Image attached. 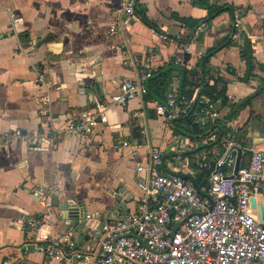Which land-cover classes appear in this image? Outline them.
I'll return each mask as SVG.
<instances>
[{
    "label": "crops",
    "instance_id": "obj_1",
    "mask_svg": "<svg viewBox=\"0 0 264 264\" xmlns=\"http://www.w3.org/2000/svg\"><path fill=\"white\" fill-rule=\"evenodd\" d=\"M119 4L0 0V138L17 130L35 135L47 119L65 126L93 109L95 97L109 101L118 81L134 79L142 63L150 61L158 71L144 102L109 105L108 121L98 124L89 139L68 135L49 141L0 140V264H86L49 259L36 244L67 236L91 246L89 231L96 237L101 224L135 209L141 198L136 181L143 177L136 174L135 164L146 160V149L136 148L145 141L143 129L167 159L189 156L192 168L198 167L203 153L221 152L217 142L198 150L210 145L203 138L191 140L190 151L176 152V144H188V136L174 135L173 123L158 118L151 104L152 98L163 99L170 82L179 87L180 70L194 69L208 51L210 75L227 84L220 122L229 120L240 129L233 140L239 147L264 143V0H137V20L124 34L111 37ZM238 7L243 9L244 30L233 37L232 13ZM212 8L220 9L214 18ZM190 20L196 27L209 26L194 42ZM158 30L178 43L162 41ZM246 40L253 52L250 78L244 77L241 57ZM124 44L132 56L125 54ZM36 70L44 73L46 85L38 81ZM159 74L170 79L157 87ZM233 104L237 114L229 118ZM38 188L45 191L34 194ZM113 191L122 197H114ZM87 214L93 218L86 220ZM33 220L41 222L37 230L27 227Z\"/></svg>",
    "mask_w": 264,
    "mask_h": 264
},
{
    "label": "built area",
    "instance_id": "obj_2",
    "mask_svg": "<svg viewBox=\"0 0 264 264\" xmlns=\"http://www.w3.org/2000/svg\"><path fill=\"white\" fill-rule=\"evenodd\" d=\"M136 4L137 0H120L115 24L109 31L111 37L124 34L137 20ZM242 14L240 7L232 13L236 31L233 37L244 30ZM208 27L207 23L199 24L192 32L190 42L196 41ZM158 37L162 41L178 43L177 38L162 32H158ZM123 47L125 54L132 56L128 45ZM153 49L150 47L148 52L152 53ZM184 49L189 51L188 44ZM154 72L150 61L142 63L134 79L118 81V90L109 101L95 97L93 109L86 110L80 119L65 126L57 127L47 119L44 128L35 135H24L17 130L2 135L0 140L9 143L14 137H22L31 142L38 137L49 141L68 135L89 139L98 124L108 121L106 109L109 105L124 106L132 99L144 102L148 95L147 84ZM36 73L38 81L46 85L44 73L39 70ZM151 104L155 115L168 124L191 114L193 125L211 128L203 143L216 142L219 128L214 126L222 118L221 104L181 94L174 82L168 84L163 102L153 100ZM221 123L224 131L219 140L221 152L203 153L197 168L190 167V157H183V154L167 159L164 150L151 144L143 129L145 141L136 144V148L146 149V160L135 164L136 174L143 175L136 181L141 198L135 209L119 219L101 224L96 237L89 231L87 237L93 239L91 246L62 236L38 243L36 249L49 259L64 263L264 264V150L260 143L241 147L240 166L234 173L237 152L231 148L235 146L233 140L240 129L229 120ZM187 139L188 144L181 141L176 144V152L190 151L191 139ZM122 145L126 146L127 142ZM198 176L202 177L200 184L196 183ZM57 189L61 190V186ZM44 191L38 188L33 193ZM112 195L122 197L118 191H113ZM84 217L86 220L93 218L90 214ZM40 224L33 220L27 222V227L37 230Z\"/></svg>",
    "mask_w": 264,
    "mask_h": 264
},
{
    "label": "trees",
    "instance_id": "obj_3",
    "mask_svg": "<svg viewBox=\"0 0 264 264\" xmlns=\"http://www.w3.org/2000/svg\"><path fill=\"white\" fill-rule=\"evenodd\" d=\"M220 12V9L212 8V11L210 9V18H214L216 14ZM188 22V21H187ZM188 28L190 30H194L196 26L194 25L193 21L190 20L188 24ZM156 30V29H155ZM157 31V30H156ZM158 32H160L158 30ZM250 42L248 40L244 41V44L242 46L241 50V57L245 60L246 63V72L244 77L250 78L252 77V71H253V54ZM211 51L207 52L203 57H201L200 60L197 61V65L194 69H182L180 70V76H179V91L181 94L187 95L188 97H194V98H204L206 100H212L216 103L221 104V102H226L228 100L227 95V84L223 82L220 78H214L210 75V70L208 66L209 59L211 57ZM158 71L154 72V75ZM153 75V77H155ZM151 78L147 84L148 87V95L149 96V90L151 91L150 83L153 79ZM156 78L159 80L157 87L162 86L165 84V82H169L170 75L168 74H159L156 76ZM157 91V90H156ZM151 94V93H150ZM165 96V95H164ZM153 100H159L161 102L164 101V97L162 98H152ZM242 107H245V103L240 105ZM195 107H197L195 105ZM233 109V112L229 115V118L235 117L237 114V107L235 104L231 107ZM172 131L174 135H186L193 141H199L200 139L207 136L208 132L210 131V127H207L206 129H202L196 125H193L192 123V115L190 116H182L176 121H174L172 125ZM214 127L219 128V132L216 134V142L219 143V140L223 137L224 131L223 126L221 122H218ZM245 133V132H244ZM245 135H242L238 137L236 140L237 142H241V137ZM240 138V139H239ZM215 142V143H216ZM215 143H211L210 145H204L201 146L198 150L201 149H208L212 148V146L215 145ZM242 146L247 147V145H244L242 143ZM220 147V145H219ZM190 155V153H188ZM202 180L201 176H198L196 179V183L200 184Z\"/></svg>",
    "mask_w": 264,
    "mask_h": 264
},
{
    "label": "water",
    "instance_id": "obj_4",
    "mask_svg": "<svg viewBox=\"0 0 264 264\" xmlns=\"http://www.w3.org/2000/svg\"><path fill=\"white\" fill-rule=\"evenodd\" d=\"M233 149L236 150V152H237L236 164H235V168H234V173H237L239 166H240V162H241L242 149H241V147L236 146V145L231 148V150H233ZM252 203H254V200H252ZM76 216L79 217L80 216L79 213ZM260 220H262L261 211H260Z\"/></svg>",
    "mask_w": 264,
    "mask_h": 264
},
{
    "label": "rangeland",
    "instance_id": "obj_5",
    "mask_svg": "<svg viewBox=\"0 0 264 264\" xmlns=\"http://www.w3.org/2000/svg\"><path fill=\"white\" fill-rule=\"evenodd\" d=\"M257 117V116H256ZM260 147L264 150V143L260 145Z\"/></svg>",
    "mask_w": 264,
    "mask_h": 264
}]
</instances>
